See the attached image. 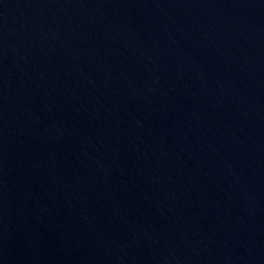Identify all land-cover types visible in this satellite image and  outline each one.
<instances>
[{"label": "water", "instance_id": "obj_1", "mask_svg": "<svg viewBox=\"0 0 264 264\" xmlns=\"http://www.w3.org/2000/svg\"><path fill=\"white\" fill-rule=\"evenodd\" d=\"M0 264H264V0H0Z\"/></svg>", "mask_w": 264, "mask_h": 264}]
</instances>
